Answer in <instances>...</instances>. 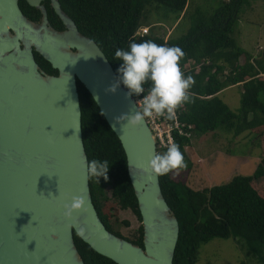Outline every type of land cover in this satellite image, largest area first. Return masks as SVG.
<instances>
[{"label": "water", "instance_id": "water-1", "mask_svg": "<svg viewBox=\"0 0 264 264\" xmlns=\"http://www.w3.org/2000/svg\"><path fill=\"white\" fill-rule=\"evenodd\" d=\"M26 1L41 11V23L28 20L18 0H0V264H84L73 239L77 229L63 216V205L80 195L88 211L74 213L86 230L77 237L94 252L115 264H173L178 222L159 177L145 171L157 153L155 139L146 121L129 128L116 120L137 111L135 99L122 84L115 94L105 92L118 80L112 66L57 0L61 31L49 26L41 0ZM33 51L57 75L45 73ZM77 82L124 152L142 247L109 232L92 203Z\"/></svg>", "mask_w": 264, "mask_h": 264}, {"label": "trees", "instance_id": "trees-1", "mask_svg": "<svg viewBox=\"0 0 264 264\" xmlns=\"http://www.w3.org/2000/svg\"><path fill=\"white\" fill-rule=\"evenodd\" d=\"M59 2L78 31L92 39L101 49L117 78L121 61L115 58V51L118 48L127 49L132 41L139 43L151 40L158 45L183 50L185 56L180 61L181 69L185 76L194 78L195 85L190 89L191 102L179 108L177 115L178 121L185 125V130L187 126L191 127V136H181L176 131L172 135L187 162L186 170L191 166L189 148L192 136L196 134L222 130L232 135L233 139L244 133L253 137L264 134V52L254 58L232 38L239 9L245 0L222 1L208 18L193 24L186 35L167 41L163 37H152L151 34H137L139 29L148 28L141 24L144 12L165 7L180 15L185 11L188 0ZM35 57L45 73L57 75V71L37 53ZM240 84V112L236 115L218 94ZM144 87L146 94L150 85L145 84ZM77 90L87 160H107L111 165L107 180L100 177L97 183L94 178L89 179L92 203L109 232L142 247L141 225L134 237L128 238L116 232L111 224L109 210H129L140 222L137 202L127 175L125 155L117 137L79 82ZM165 151L158 147L156 150L157 153ZM159 184L179 226L173 264H198L201 246L213 239L242 241L255 253L264 246V156L252 176H235L220 186L195 190L175 173L159 176ZM106 187L110 188L112 205L105 197ZM73 239L84 264H115L94 252L76 234H73Z\"/></svg>", "mask_w": 264, "mask_h": 264}, {"label": "rangeland", "instance_id": "rangeland-1", "mask_svg": "<svg viewBox=\"0 0 264 264\" xmlns=\"http://www.w3.org/2000/svg\"><path fill=\"white\" fill-rule=\"evenodd\" d=\"M222 1L188 0L180 15L165 7L146 10L141 24L148 27V34L152 37H163L164 41L177 39L186 35L193 24L208 18ZM232 38L254 58L264 52V0H245L239 9ZM240 96V89L235 87L220 98L234 114L239 115ZM262 155L264 134L253 137L245 133L237 139L222 130L196 134L192 136L189 148L191 166L178 176L195 190L220 186L235 176H252ZM104 193L112 205L110 188L106 187ZM109 215L116 232L124 237H134L139 221L129 210H109ZM199 253L198 264H264V246L255 253L244 242L233 239H213L201 246Z\"/></svg>", "mask_w": 264, "mask_h": 264}, {"label": "clouds", "instance_id": "clouds-1", "mask_svg": "<svg viewBox=\"0 0 264 264\" xmlns=\"http://www.w3.org/2000/svg\"><path fill=\"white\" fill-rule=\"evenodd\" d=\"M185 56L179 47L158 45L151 40L143 42L132 41L127 49L118 48L115 58L119 61L118 80L105 89L106 93L115 94L122 84L127 90V96L142 97L137 111L132 114H122L117 117V123L125 127L137 128L145 124L147 119L164 118L175 120L177 110L191 102L190 89L195 85L191 75L185 76L181 70L180 61ZM87 59V58H86ZM145 84L150 87L145 93ZM107 160L92 159L87 163V178H94L98 183L100 177L107 180L110 168ZM187 168V162L179 145L171 143L163 153H155L147 163L145 171L150 176H165L170 173L179 174ZM135 185V184H134ZM86 198L83 195L72 196L70 203L63 205L65 220L72 221L69 228L76 227V235L85 236V228L78 227L74 213H87Z\"/></svg>", "mask_w": 264, "mask_h": 264}, {"label": "built area", "instance_id": "built-area-1", "mask_svg": "<svg viewBox=\"0 0 264 264\" xmlns=\"http://www.w3.org/2000/svg\"><path fill=\"white\" fill-rule=\"evenodd\" d=\"M137 34L139 35L148 34V28L139 29ZM181 70L184 73V70L183 69ZM134 99L135 102L137 103V106L139 107L140 106L139 101L142 99V97H138ZM146 122L152 132L157 147L162 151L167 150L168 146L171 143H174V138L172 135L174 131H176L181 136H186V137L191 136V133L189 132V130H191V127L187 126L185 130V125L178 121L177 114L175 120H167L164 118L154 117L151 119H147Z\"/></svg>", "mask_w": 264, "mask_h": 264}, {"label": "flooded vegetation", "instance_id": "flooded-vegetation-1", "mask_svg": "<svg viewBox=\"0 0 264 264\" xmlns=\"http://www.w3.org/2000/svg\"><path fill=\"white\" fill-rule=\"evenodd\" d=\"M57 2L59 4V7L61 8V10L63 11L59 0H57ZM40 5L43 6L45 9L46 17H47V21L49 23V26H51L52 28H54L55 30H58V31L63 30L64 29L63 24L61 23L60 19L58 18V16L55 13L52 0H41ZM18 7H19L20 11L22 12V14L28 20H30L31 22H34V23H38V24L41 23L42 14H41V11L39 9L29 5L26 0H18ZM35 54L36 53L33 51V55H34V58L36 61ZM139 225H141V221L139 222Z\"/></svg>", "mask_w": 264, "mask_h": 264}, {"label": "crops", "instance_id": "crops-1", "mask_svg": "<svg viewBox=\"0 0 264 264\" xmlns=\"http://www.w3.org/2000/svg\"><path fill=\"white\" fill-rule=\"evenodd\" d=\"M170 33V32H169ZM235 87H238L239 89H240V91L242 92V87H241V84L240 85H236V86H232V87H229V88H227V89H225V90H223V91H221L219 94H218V96L219 97H221L228 89H230V88H235ZM223 101V100H222ZM245 134V133H244ZM241 136V135H240Z\"/></svg>", "mask_w": 264, "mask_h": 264}]
</instances>
